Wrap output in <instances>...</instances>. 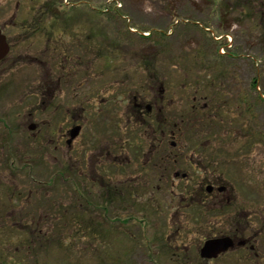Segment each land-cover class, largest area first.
<instances>
[{
    "label": "rangeland",
    "instance_id": "obj_1",
    "mask_svg": "<svg viewBox=\"0 0 264 264\" xmlns=\"http://www.w3.org/2000/svg\"><path fill=\"white\" fill-rule=\"evenodd\" d=\"M7 1V15L15 14L24 22L10 33V41L15 43L18 33L19 49L27 50L15 65L0 71L1 264L11 260L22 264H208L198 259L196 247L204 236L223 233L234 218H241V207L254 234L259 228V207L264 205V95L259 97L264 93V15L259 11L260 0H37L33 8L23 3L27 0ZM52 2L57 9L69 7L64 12L65 26L71 33L74 56L67 53L76 61L85 53L89 61L87 66L71 69L72 93L79 90L76 84L87 69L88 89L101 84L108 94V83H100L104 72L99 68L100 49L90 45L97 32L107 34L103 38L117 39L120 83L129 84V70L134 78L130 84L136 90L163 80L167 97L179 112L192 100L204 105L208 100L201 93L206 98L218 93L208 112L210 121L204 125L209 135L186 133L177 111L166 109L171 125L167 142L178 144L173 156L178 151L179 157L191 153L185 149L187 141L215 149L204 152L208 157L199 154V165L204 166L184 180L197 189L210 173L224 176L206 182L225 185L227 191L212 196L216 199L210 205L205 201L203 215L195 213L197 207L194 213L191 206L186 207L191 198L180 193L183 182H151L147 175L151 173L140 166L143 156L139 153L128 162L131 155L122 138L131 135L122 131L128 129L123 120L118 133L122 138L116 137L113 144L104 132L96 134L100 125L110 131L112 119L104 114L96 123L85 125V114L79 105L73 107L72 123L82 122L81 131L70 146L63 144L53 156L36 130L24 126L31 117L48 129L49 51L44 44L51 37V24L44 18L51 15ZM36 16L43 17L45 38L38 39L27 27V21ZM146 31L151 34L145 38L141 33ZM81 32L88 35L87 45L76 42ZM252 83L257 84L255 88ZM239 96L244 100L242 107L235 101ZM153 97L150 91L146 102ZM57 123L62 132L67 122L62 117ZM117 143L122 166H110ZM131 143L132 148L135 139ZM82 157L85 164L78 161ZM7 159L15 160L14 173ZM172 170L167 169L169 176ZM107 187L113 192L107 193ZM229 198L238 208L230 215L229 207L220 208L226 213L213 212ZM243 264L259 262L252 259Z\"/></svg>",
    "mask_w": 264,
    "mask_h": 264
},
{
    "label": "flooded vegetation",
    "instance_id": "obj_2",
    "mask_svg": "<svg viewBox=\"0 0 264 264\" xmlns=\"http://www.w3.org/2000/svg\"><path fill=\"white\" fill-rule=\"evenodd\" d=\"M36 1L37 0H27L23 3H27V7L33 8ZM81 2H86V0H82ZM51 5L54 7L49 10L51 15L44 18L49 19L51 24L49 27V34L51 37L48 38L44 44L46 50L49 51L48 83L50 86V94L48 96V129L46 131L42 127L43 124L37 123L38 121H31V117L28 121L25 119L24 126L26 125L30 130L34 131V133L36 130L37 137L40 135L42 140H44V142L46 141L48 150L53 156L52 153L56 149H59V147H62L63 144H66V146L71 145L72 141L79 135L83 123L85 125L87 121H89V123L92 121L96 123V121L104 117V114H106V118L112 119V124L109 128L110 131L107 130V127H104L106 125H100V128L96 129V134L98 135L99 133L101 134V132H104L102 135H104L107 139L111 137L113 144H115L116 137H119V140L122 138V136L118 133L121 131L120 121L123 120L124 127L128 126V129H123L122 131L126 130L128 132V135L126 132L127 136L131 135V138L129 139L125 137L122 138L123 145L128 147V152L131 155L128 162L130 163L136 157V154L139 153L138 156H143L142 161H140V166L146 172L151 173V176L150 174H147L148 177H150L151 182L155 181L156 183H163L169 179H176L183 182L179 185V191L180 193L186 192L187 194H190L189 198H191L186 204V207L191 206L192 213H194L193 208L197 207L198 210L195 213L199 216L203 215L205 210L202 204L207 201L208 205H210V203L216 199L215 197L212 198V196L220 195L221 193H226L225 191H227V186L225 185H215L214 183L206 182L210 181V179L212 181H217L218 179H221V176L223 178L224 176L210 173L205 181L202 180L203 183H200V186L197 189L193 187V184L189 182L186 183L184 180H188V178L194 176V174L204 166L199 165V160L201 158L199 154L203 153V157H208V155L204 152L214 151V147L200 142L197 143L198 141H187L189 146L185 149L187 152L190 151L191 153L188 155L184 154L179 157L178 151L174 153L173 156V152L177 149L178 144L174 140H171L169 144L167 142V136L169 134L168 128L171 127L167 112L169 108H174V111H177V118L181 119L183 123L184 120L188 118V114L182 111L179 112L177 110L178 108L170 102L167 97V92H169L167 90L168 87H166L164 84L165 81L163 80L152 86L148 84V86L143 85V88L145 89L136 90L135 86L133 85L132 88V85L130 84V81H133L134 78L129 70L127 76L129 84L125 85V83H120V80L122 79H120V75L118 73L119 59L116 58L118 56L117 39L111 37L103 38L104 35H107L105 33L97 32L96 37L93 38L94 41L90 45L96 46V49H100L99 55L102 56V63L99 65V68L102 71L104 70L100 83H108L109 86H106L108 94L105 96V89L100 83H98L100 86L96 85L94 89H91V86V88L88 89L87 69H85L82 71L81 79L75 87L79 90L74 92L75 95L73 96L74 93H72L71 86L68 85L71 76V69L74 66H79V68H82L83 65L87 66L89 61L87 60L85 53L80 54V59L78 61L73 60L69 55L71 54L74 56L71 50L73 49L72 38L68 37L71 33L66 31L65 26L66 16L64 12L69 7L65 5L57 9V7H55V2H52ZM51 5H47L45 8H51ZM260 5L263 6L260 7L259 11L264 15V0H260L259 6ZM79 7H82V5ZM2 8H4L5 14L3 13ZM7 9L8 1L0 0V71H4L8 67L15 65V62L19 60V56H21L24 50H27V48L19 49L18 40L21 38L18 37V33L17 37H14L16 39L15 43L10 41V33L13 30L18 29L20 26H23L24 22L22 21L23 18H20L15 14L13 16H8ZM27 23V27L31 28L33 32H35L38 39H41V37L45 38L48 34V32H41L43 27V17L36 16V18H33L31 21H27ZM60 23H63L64 26H59L58 24ZM56 34H58V37ZM87 37L88 35L84 37V33L81 32L78 37L79 40L76 42L87 45ZM98 40H106L110 42L102 45L104 42H100ZM15 51H18V53H15ZM37 53L39 55V52ZM98 56H96L95 61ZM1 79H3V77H1ZM66 86H68V88L63 89V87ZM109 87H111V91H109ZM151 88L153 90H151ZM150 91L154 92L155 97H153L151 101L146 102L147 94ZM75 99L78 100L79 103ZM191 104H193V110L200 107L195 104L194 100H192ZM75 106L80 107L81 113L85 114V116L83 117V123L81 122V124H78L80 125L79 133L77 131L78 135L72 139L71 128L76 124L72 123L74 116H71V113L73 107ZM62 117L64 118V121L67 122V125H65L62 132H59L57 127H59L60 124H58L57 121L62 119ZM132 131L136 134H131ZM191 131H193L191 133L192 135L197 136L202 132V129L193 128ZM94 134L95 133L93 132V135ZM137 135H142V138L136 139ZM134 139L136 143H134L131 148L130 144H132L131 142H133ZM118 146L120 145L118 144L117 147ZM120 148L121 147H118L116 151H113L115 154L112 155L110 166H119L118 164L122 166V161L118 159ZM124 148L121 149L122 152H124ZM105 151L108 156V150L105 149ZM79 159L80 160L78 161H83V164H85V161L87 162V160H84L83 157ZM11 162L12 161H7L8 168H10ZM128 162L124 161V166L128 165ZM183 162L184 164L180 166L179 164ZM185 163L188 167L184 166L186 165ZM167 169H169V171L173 169L171 176L168 175ZM211 170L217 171L214 168ZM224 172L225 171H223V173ZM51 175H53V173H51ZM102 180L104 183V178H102ZM16 183L19 182L16 181ZM204 183H206L205 186H203ZM124 189L125 188L123 187L120 188L121 194H123ZM111 191L113 192V188H106L107 193H110ZM12 199L14 200V198ZM226 201L225 206L220 205V207L215 209L213 212L216 211L226 213V209L224 211L220 208L229 207L231 209L229 212L230 215L231 211L237 206L231 205V198ZM241 209L243 208L241 207ZM241 209L238 212L242 215L241 218L236 220L234 218L233 222L225 227L226 230L223 233L206 235L203 237V241L198 247H196L195 250L198 255V259L206 260L208 264H214L219 260H223L228 263L230 262V264H243L248 260L256 259L259 264H264V221H261V219L264 218V205L259 207V228L256 231H253L254 234L250 232L252 231V228L250 224L247 223L246 218L243 216L245 213L242 214ZM235 213L238 214L237 212ZM230 221H232L231 218ZM24 227L26 226H23V228ZM249 228L251 229L249 230ZM219 237H228L230 241L223 247L216 248V250L212 249L211 251H206L207 253H210L209 255H202L201 249L204 242L208 239Z\"/></svg>",
    "mask_w": 264,
    "mask_h": 264
},
{
    "label": "trees",
    "instance_id": "obj_3",
    "mask_svg": "<svg viewBox=\"0 0 264 264\" xmlns=\"http://www.w3.org/2000/svg\"><path fill=\"white\" fill-rule=\"evenodd\" d=\"M256 83H252V87L253 88H255L256 87ZM261 96H262V94H259V97L261 98ZM216 99V97L215 96H211L210 98H209V101H211V102H209L206 106H202V107H200V108H197V109H195V110H193V104H188L187 105V110L188 111H191L192 113H193V115H194V118H195V120L197 121V120H204L205 119V123H208L209 121H210V119H209V117H208V112H209V110H210V106H211V103H212V101H214ZM240 101H241V99H240ZM185 111V110H184ZM185 112H187V111H185ZM189 113V112H188ZM184 117H186V116H184ZM186 120V119H185ZM192 125V124H191ZM2 262H0V264H1ZM7 264H11V263H7Z\"/></svg>",
    "mask_w": 264,
    "mask_h": 264
},
{
    "label": "water",
    "instance_id": "obj_4",
    "mask_svg": "<svg viewBox=\"0 0 264 264\" xmlns=\"http://www.w3.org/2000/svg\"><path fill=\"white\" fill-rule=\"evenodd\" d=\"M78 131V126H75L71 130V136H75V134ZM230 239L228 237H221V238H214V239H208L203 244V247L201 249L202 255H209L210 253H207L206 251L216 250L218 247H223L226 245Z\"/></svg>",
    "mask_w": 264,
    "mask_h": 264
}]
</instances>
